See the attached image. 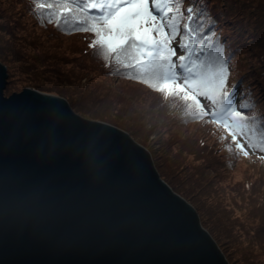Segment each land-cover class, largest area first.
Returning <instances> with one entry per match:
<instances>
[{
	"label": "water",
	"instance_id": "95a60500",
	"mask_svg": "<svg viewBox=\"0 0 264 264\" xmlns=\"http://www.w3.org/2000/svg\"><path fill=\"white\" fill-rule=\"evenodd\" d=\"M0 264H228L124 131L31 88L4 96Z\"/></svg>",
	"mask_w": 264,
	"mask_h": 264
},
{
	"label": "rangeland",
	"instance_id": "374dc122",
	"mask_svg": "<svg viewBox=\"0 0 264 264\" xmlns=\"http://www.w3.org/2000/svg\"><path fill=\"white\" fill-rule=\"evenodd\" d=\"M118 2L119 0L98 1L101 6L105 4L104 7L111 11L106 15L112 35L122 39L124 31L134 29L133 36L139 45L136 63L140 68H149L152 65L158 46L161 51L169 50L171 53V64L166 67L161 85L162 95L151 91L145 85L111 74L114 67L107 59L102 58L95 62L83 57L80 51L75 52L74 47L87 50L93 48L94 42L86 46L84 37H75L74 42L68 39L70 45L73 44V52L64 50L70 68L77 71L80 69L82 72L81 86H68L59 81L61 79L55 81L54 74L51 73L54 72L53 68L35 69L27 59L28 50L21 44L25 39L20 36L25 33L17 31V20L21 16H11L14 8L11 0H0V56H3L0 64L5 67L7 74L5 88H9L3 90L4 96L31 88L63 98L68 103L66 98L58 94L39 91L28 85L29 80L37 77L40 84L54 86L71 96L80 108L108 115L110 119L122 123L125 121L132 132L141 138V143L145 142L144 145L134 140L125 130L104 123L128 134L148 152L152 162L157 158L161 167L172 175L174 182L184 188L197 203L194 206L180 196L195 210L200 224L211 215L208 221L215 236L210 235L206 228H202L210 235L227 263L264 264V201H260V198H264V133L250 124L253 123L252 117H258L260 121H257L264 125V73L259 72L264 59H255L259 51L252 47L250 39L244 38L243 43H236L238 53L240 50L242 53L235 56V67L230 77L225 75L217 78L216 74L211 72L201 78L198 72L199 62L193 57L197 50L190 46L184 49L178 27L168 25L166 21L164 8L167 0H137L132 4L120 5ZM184 11L188 13L189 10L185 7ZM215 14L219 16L220 27L226 30L228 21L221 5L217 12L215 10ZM104 20L106 21L105 18ZM8 21L13 24V36L10 37V33L4 31ZM138 26L139 28H136ZM169 26L173 27L174 31L166 43L161 37L169 34ZM144 28H147L148 36L156 42L154 47L144 45L137 39V32ZM242 28L246 29L243 32L246 37L249 28ZM223 34L228 40L232 39L230 43H233L235 35L233 36L232 30L223 31ZM105 38L106 35H100L98 41L107 44L110 50L118 46L109 44ZM251 38L255 40L253 32ZM158 40L162 41V44ZM249 47L250 56L246 52ZM241 75L245 78V89L249 92V98L254 103L251 104L245 95L251 105L248 112H243L245 109L240 106L239 101L230 103L228 96L229 80ZM9 82L13 83L12 88ZM119 93L131 99V102L117 104L114 98ZM192 102H197V110ZM188 106L206 117L202 118V121L186 117L183 125L177 123L175 120L178 117L188 115ZM71 110L76 113L72 108ZM212 121L225 131V137L211 125ZM159 128L166 130L162 139L156 133ZM180 139H183L184 145H176ZM231 144L242 154L237 153ZM148 145L154 154L146 147ZM182 147L184 150H181ZM202 171L209 185L200 176ZM198 180L204 183H196ZM170 190L174 192L171 188ZM217 209L223 212H219L225 217L222 221L212 214L217 212ZM226 219L230 222L227 226L223 224Z\"/></svg>",
	"mask_w": 264,
	"mask_h": 264
},
{
	"label": "trees",
	"instance_id": "16d2710c",
	"mask_svg": "<svg viewBox=\"0 0 264 264\" xmlns=\"http://www.w3.org/2000/svg\"><path fill=\"white\" fill-rule=\"evenodd\" d=\"M11 1L14 5V8H12L13 15L11 16L13 18L21 16V18L17 20V31L25 33L24 35H20L25 39L21 44L23 48L28 50L27 59L35 69H47L51 67L54 70V72L51 73L54 74L53 77L55 81L61 79L59 81H63L68 86L80 87L82 83V72L80 69L77 71L70 68V63L66 60L68 56L64 50H71L73 52V44L70 45L68 39L74 42L75 37H84L86 46H88L90 42H94L93 48L87 50L85 48L79 49V47H74L75 52L80 51L83 57H88L95 62H99L102 58L107 59L114 67L110 72L111 74L145 85L151 91L162 95L161 85L164 81L165 70L166 67L171 64L170 51H161L160 46H158V51L154 56L152 65L149 68H140L136 63L138 60L139 45L134 39L133 28L123 32L124 34L121 37L128 38L123 45L116 46L110 50L107 44L100 43L98 41L100 35L111 34V25L108 22V15L111 11L106 7H104L101 12L89 8L91 2H97L98 0ZM220 5L225 10L228 21L226 30H232L233 36L235 35L233 43H230L232 39L228 40V38L224 36L223 31L225 32L226 30H223L222 26L220 27L219 16L215 14V10L217 12ZM20 7L23 8L21 9ZM185 7L188 8V13L184 11ZM164 15L168 25L170 24L171 26L178 27L182 47L185 49L190 46L197 50V54L195 56L193 55V57L199 62L198 72L201 78L211 72H214L217 78L224 77L225 75L230 77L235 67L234 58L239 53L240 55L242 53V50L238 53L236 43L237 41L238 44L239 42L243 43L242 41H245L244 38L250 39L252 47L259 51L255 59L257 57L260 60L264 59V0H167ZM12 25L13 24L8 21L7 26L4 28V31L6 30V32L10 33L8 34L9 37L13 36L11 35ZM171 26H169V34L161 37L166 43L169 40L171 32L174 31V28ZM242 27L249 28V31H246V37L243 36V32L246 29L244 30ZM136 28H139V26ZM234 30H238L242 32V34ZM252 32L255 40L251 38ZM64 44H66L67 47H65ZM250 50V47L246 50L249 56ZM38 51H42V53L39 54ZM48 56L50 58H48ZM0 59L3 60V56H0ZM62 67L64 69H62ZM259 72L264 73V64L261 65ZM9 84L12 88L13 83L9 82ZM28 85L39 91L55 93L66 98L70 107L76 113L91 120L106 122L119 127L125 130L134 140L141 143V138L132 132L131 128L125 124V121L122 123L110 119L108 115L82 109L78 107L71 96H68L64 91L62 92V90H58L54 86H44L40 84L37 77H33L29 80ZM228 85L230 103H234L235 100L239 101L240 106L245 109L243 112H248L251 107L249 103L251 100L249 98V92L245 89V78L242 75L240 77H235V79L229 80ZM64 87L66 86L64 85ZM4 89L8 90L9 88L6 87ZM245 95L248 97L249 101L245 98ZM115 99L116 103L121 105L131 102V99L126 96L124 97L121 93H119L114 100ZM192 103L197 110V102ZM251 104L254 103L251 101ZM196 110L188 106V115H182L175 121L181 125L186 122V117L196 121L201 119L202 121V118L206 116L201 112L198 113ZM245 115H243V117ZM124 119L129 122L127 118ZM257 120L260 121L258 117H252L253 123L249 120L248 122H250L251 126L257 127L261 133H264V125L260 124ZM211 125L220 130L224 137L226 136L225 131L218 124L213 122ZM156 133L162 139L166 135V130L159 128L156 130ZM143 143L145 144V142ZM177 144L184 145L183 139L176 142V145ZM146 147L152 152L151 146L148 145ZM231 147L240 155L242 154L234 144H231ZM181 150H184V147H182ZM152 153L154 154V152ZM153 163L163 181L176 194L184 198L190 204L196 206L195 204L197 203L193 200L191 195L184 188L180 187L179 184L174 182L172 175H170L165 168L161 167L157 158L153 159ZM200 176L205 179V182L209 185L203 171ZM201 182L204 183L202 180L196 181V183ZM260 201L263 203L264 198H260ZM219 212L222 211L217 209V212L212 214L216 215L222 221L225 217L221 216ZM210 217L211 215H208L207 218L202 220L201 224L203 228L208 230L210 235L215 236L208 221ZM223 224L227 226L230 222L226 219Z\"/></svg>",
	"mask_w": 264,
	"mask_h": 264
},
{
	"label": "bare ground",
	"instance_id": "6f19581e",
	"mask_svg": "<svg viewBox=\"0 0 264 264\" xmlns=\"http://www.w3.org/2000/svg\"><path fill=\"white\" fill-rule=\"evenodd\" d=\"M125 1H128L129 3L132 4L137 0H121V2H125ZM137 10L138 11L140 10L139 5L137 7ZM136 37L144 45H150L152 47H154V45H155L153 39L150 38L147 34V28L146 29L144 28L142 31L137 32ZM105 41H107L111 45H115V44H119L121 42H125V39L122 40L121 38H119L115 35L109 34L106 36Z\"/></svg>",
	"mask_w": 264,
	"mask_h": 264
}]
</instances>
